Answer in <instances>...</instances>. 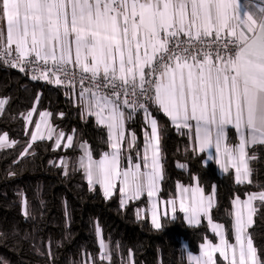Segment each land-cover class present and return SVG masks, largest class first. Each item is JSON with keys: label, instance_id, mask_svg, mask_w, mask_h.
I'll list each match as a JSON object with an SVG mask.
<instances>
[{"label": "snow or ice", "instance_id": "1", "mask_svg": "<svg viewBox=\"0 0 264 264\" xmlns=\"http://www.w3.org/2000/svg\"><path fill=\"white\" fill-rule=\"evenodd\" d=\"M0 61L22 72L32 66L37 73L32 79L70 91L79 84L82 116H94L106 126L110 144V151L95 160L87 143H78L83 150L80 168L105 197L112 196L119 181L122 204L146 192L157 229L155 197L164 179L161 141L166 129L152 110L191 136L201 152L214 148L216 162L225 172L234 170L237 183L253 182L249 160L255 156L249 157L248 149L264 145V0H0ZM6 103L0 99V112ZM125 109L143 111L150 132H144L142 157L137 152L140 162L129 156L128 166L121 168L125 121L130 118ZM36 112L34 106L25 115L35 130L22 157L37 140L55 134L60 147L65 137L51 126L52 113L40 111V120L33 122ZM229 126L235 130V144L229 143ZM74 134L67 135L65 147L73 146ZM135 142L132 133L129 147ZM16 143L0 134V148ZM61 164L67 170L68 161ZM177 187L179 211L188 223L199 225L204 217L219 236L217 244L206 241L198 256L189 253L192 264H264V248L254 244L249 232L254 202L264 204V185L246 199L232 200L228 214L234 243L226 238L225 226L213 222L215 193L206 195L199 181ZM167 203L175 218L177 200ZM100 247L102 258L111 259L103 238ZM216 253L223 261L218 262Z\"/></svg>", "mask_w": 264, "mask_h": 264}, {"label": "trees", "instance_id": "2", "mask_svg": "<svg viewBox=\"0 0 264 264\" xmlns=\"http://www.w3.org/2000/svg\"><path fill=\"white\" fill-rule=\"evenodd\" d=\"M66 92L62 86L32 79L0 63V98L7 101L0 112V134L17 142L0 148V264H192L189 253L199 252L206 239L216 240L208 222L191 225L178 212L175 218L164 216L157 229L146 212L140 214L145 197L122 204L118 192L107 198L99 185L90 186L78 163L83 150L77 144L86 142L93 157L99 158L109 148L108 133L94 117L83 118L79 104ZM34 106L33 122L40 111H49L52 125L65 136L75 130L71 148L64 143L56 147L54 138H45L21 156L34 130L25 115ZM129 114L127 127L136 135L130 152L134 159L143 145L145 121L143 111L128 110ZM152 114L166 129L161 141L160 196L170 199L178 183L196 179L206 194L215 192L213 221L224 225L226 237L233 241V217L228 214L233 211L232 200L262 190L264 145L248 149L249 157L255 156L249 160L252 184L237 183L232 170L222 174L204 153L194 151L189 136L182 135L165 114L155 110ZM228 135L231 143L237 142L234 129L229 128ZM62 159L68 161L67 170ZM254 206L249 232L254 244L264 248V204L255 201ZM101 238L111 259L102 258Z\"/></svg>", "mask_w": 264, "mask_h": 264}, {"label": "crops", "instance_id": "3", "mask_svg": "<svg viewBox=\"0 0 264 264\" xmlns=\"http://www.w3.org/2000/svg\"><path fill=\"white\" fill-rule=\"evenodd\" d=\"M77 92H78V89L77 88H74L73 90H67V94L70 96V97H72L73 99H74V101L76 102V103H78L79 104V106H80V111H81V115H82V111H83V106H82V104H81V101H80V99H79V97H78V95H77ZM0 99H2V98H0ZM128 110L129 109H125V113H126V117H128ZM143 115H144V113H143ZM89 116L88 115H84L83 116V118H88ZM92 117H94V116H92ZM95 118V117H94ZM40 120V117L38 118V120L37 121H39ZM95 120H96V118H95ZM144 121H145V124H144V127H143V132H142V137H143V145H142V148H141V150H140V156L142 157V155H143V146H144V132L147 130L148 132H150V126H148V124H147V121L145 120V115H144ZM104 126V125H103ZM52 127L53 128H55L54 127V125H52ZM105 128H106V130H107V133H108V129H107V127L105 126ZM229 128H231V126H229ZM56 129V128H55ZM125 129H126V133H125V135H126V140L124 141V143H123V147H122V154H121V168H125V167H127L128 166V163H129V161H128V159H127V157H129V156H131L132 157V155H131V150L134 148V144L131 146V147H129V144H128V138H130V136L132 135V133H134L132 130H128V127H127V118H126V121H125ZM34 130H35V128H34ZM56 132L58 133V132H60L59 130H57L56 129ZM189 136V135H188ZM67 136H65L59 143L61 144V143H64V145H66L67 144V138H66ZM53 138L55 139V141H56V143H57V140H56V137H55V134L53 135ZM189 138H190V142H191V146H192V148H193V150L194 151H196V152H198V153H204L205 155H206V158H207V160L208 161H211V162H214L215 164H216V166H217V168H218V171L220 172V173H226L221 167H220V165L216 162V158H215V149L213 148V149H207V150H205V151H203V152H201L200 150H199V147H198V145L194 142V140H193V138L191 137V136H189ZM237 138V137H236ZM108 139H109V133H108ZM237 142H238V140H237ZM236 142V143H237ZM229 143H231L230 141H229ZM231 144H235V143H231ZM88 146V145H87ZM89 147V146H88ZM110 151V144H109V148L105 151V152H109ZM104 152V153H105ZM83 154V153H82ZM102 156V155H101ZM101 156L99 157V158H94L93 157V159H95V160H99L100 158H101ZM211 157V158H210ZM132 162L133 163H135V162H140V158L139 157H137V158H132ZM161 164H162V162H161ZM142 167V170H143V165L141 166ZM231 170V169H230ZM84 171V170H83ZM233 172H234V170H232ZM85 172V171H84ZM86 174V173H85ZM235 174V173H234ZM88 180V179H87ZM89 183V182H88ZM197 183V180L196 179H194V181L192 182V183H190V184H184V183H178V184H183L185 187H188V186H190V185H192V186H194L195 184ZM95 185H99V184H95ZM91 186H93V185H91ZM100 186V185H99ZM101 187V186H100ZM102 188V187H101ZM102 190H103V188H102ZM160 190H161V181L159 182V192L157 193V196L155 197V200H156V202L158 203V219H159V222H160V224H161V222H162V219L164 218V216L166 217V216H170V217H173V214H172V212H171V205H169L168 203H167V201H169V200H172V199H176L177 200V212H176V214L179 212V213H181L182 215H183V217H184V219L186 220V222L188 223V221H187V219L185 218V214L184 213H182V212H180L179 211V191H178V187H177V192H176V195L174 196V197H172V198H170V199H164V198H162L161 196H160ZM116 192H118L119 194H120V196H121V200L123 199V197H122V194H121V192H120V183H119V181H117L116 182V187H115V189H114V191H113V194L112 195H114ZM257 192V191H256ZM103 193H104V191H103ZM211 193H215L214 191H212V192H210V193H208V194H206V195H209V194H211ZM142 197H145V199H146V203H145V206L144 207H142L141 208V210H140V214L141 215H143V214H145V212H146V214L148 215V217H149V219H150V221L152 222V224L154 225V223H153V219H152V212H151V204H152V200H150L148 197H147V193L145 192L140 198H142ZM107 198H109V197H107ZM139 198V199H140ZM247 198V195L244 197V198H241L242 200L243 199H246ZM136 200V199H135ZM129 201H131V200H128V201H126L125 203L127 204ZM215 201H216V199L214 198V205H215ZM214 207V206H213ZM167 212V215H165V213ZM175 214V215H176ZM203 220H205V221H207V219L206 218H204V217H201V222L203 221ZM208 222V221H207ZM214 222V221H213ZM214 223H218V222H214ZM189 224V223H188ZM219 224H221V223H219ZM155 226V225H154ZM210 226V225H209ZM211 228V227H210ZM225 234H226V231H225ZM216 235V234H215ZM227 238V237H226ZM206 241H211L213 244H217V243H219V236H217L216 235V240L215 241H212V240H210V239H206L203 243H202V245L206 242ZM231 243H234V240L233 241H230ZM202 245H201V247H202ZM201 247H200V250H199V252H197V253H191L192 255H194V256H198L199 254H200V252H201ZM216 256H220V254L219 253H216L215 254ZM188 258H189V255H188ZM222 259H223V257H221Z\"/></svg>", "mask_w": 264, "mask_h": 264}, {"label": "built area", "instance_id": "4", "mask_svg": "<svg viewBox=\"0 0 264 264\" xmlns=\"http://www.w3.org/2000/svg\"><path fill=\"white\" fill-rule=\"evenodd\" d=\"M0 63H2V64H4V65H6V66H8V67H10V68H13V69H15V70H18V71H20V69L18 68V67H12L10 64H8V63H3L2 61H0ZM22 72V71H21ZM23 72H25V73H27L31 78H32V76L33 75H36L37 73H35L33 70H32V66H29L25 71H23ZM35 80H40V81H43V82H47V83H49L48 81H46V80H43V79H35ZM51 85H54V86H58V85H56V84H54V83H50ZM59 86H62L65 90H68L69 88L67 87V86H65V85H59ZM75 88H77L78 90H79V84L77 83L76 85H75Z\"/></svg>", "mask_w": 264, "mask_h": 264}, {"label": "rangeland", "instance_id": "5", "mask_svg": "<svg viewBox=\"0 0 264 264\" xmlns=\"http://www.w3.org/2000/svg\"><path fill=\"white\" fill-rule=\"evenodd\" d=\"M49 112V111H48ZM50 124H51V126H52V123H51V119H50ZM42 129H43V125H42ZM34 131V130H33ZM45 135L47 136V132H46V130H45ZM9 142H11V141H9Z\"/></svg>", "mask_w": 264, "mask_h": 264}]
</instances>
